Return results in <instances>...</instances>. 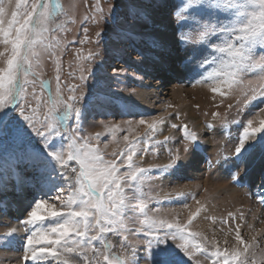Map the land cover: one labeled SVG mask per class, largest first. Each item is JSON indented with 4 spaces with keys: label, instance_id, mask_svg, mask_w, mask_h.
Here are the masks:
<instances>
[{
    "label": "snow or ice",
    "instance_id": "snow-or-ice-1",
    "mask_svg": "<svg viewBox=\"0 0 264 264\" xmlns=\"http://www.w3.org/2000/svg\"><path fill=\"white\" fill-rule=\"evenodd\" d=\"M61 11L58 0H0V191L7 189L9 180H17L19 186L21 169H35L41 176V195L33 196L26 209V218L20 221L23 229L11 227L0 240L11 245L16 234L24 231L20 264H47L49 258L56 264H140L141 259L144 264H185V257L187 264H202L200 257L211 264H258L255 238L245 240L240 224L234 229L235 243L221 248L218 240L188 231L201 208L190 213L187 224L159 219L160 210L149 208L151 189L143 191L144 182L150 173L177 170L181 166L178 150L170 154L168 164L145 168L134 159L138 151L146 150L140 147L144 141L135 137L129 141L124 135L126 150L105 159L91 143L93 139L99 142V133L96 137L79 135L86 113L99 98L85 94L83 83L62 80L59 63L54 87L35 71L45 57L57 58L60 42L52 25ZM109 13L115 16L111 6ZM133 14L142 12L137 8ZM173 15L177 43L193 46L194 51L196 46L208 50L200 63L206 76L198 72L202 77L198 82L209 81L212 91L222 96L224 89L230 93L246 88L245 105L257 98L264 102V0H185ZM93 55L89 52L86 59L91 61ZM86 72L92 74L81 68V82L89 78ZM164 123L165 118L159 116L138 121L146 125L147 138ZM252 123L247 121L234 148L236 182L249 149L259 145L264 150V135L249 142L252 133L264 132V121L259 129L252 128ZM181 127L187 153L189 143L199 146L198 136L187 124H171L173 129ZM57 179L64 180V187L57 185ZM228 216L235 221L234 213ZM109 234L122 237L119 251H113ZM136 234L147 239L131 240L130 235ZM196 237L203 243L194 242ZM141 245L144 255L138 256ZM259 264H264V258Z\"/></svg>",
    "mask_w": 264,
    "mask_h": 264
},
{
    "label": "rangeland",
    "instance_id": "rangeland-1",
    "mask_svg": "<svg viewBox=\"0 0 264 264\" xmlns=\"http://www.w3.org/2000/svg\"><path fill=\"white\" fill-rule=\"evenodd\" d=\"M58 2L61 4L62 11L58 13L56 22L52 25L56 29L55 36L60 42L57 49V58L45 57L41 67L35 69V71L40 72L41 79L51 80L54 87L56 65L59 63L62 80H66L68 83H83L85 94L91 92L94 98H99L96 101V106L86 113L79 135L96 137L99 133V142L93 139L91 143L100 149L105 159H112L114 158L112 153L119 155V153L126 150L128 142L123 140V136L128 135L129 141H132L134 137L144 141L140 147L146 150L142 153L138 151L134 159L139 160L140 166L145 168L168 164L170 154L177 150L180 152L181 159H183L188 154L195 152L197 148H203L204 144L207 146L214 145V148L209 146V149L212 150L213 163L218 162L222 158H227V162L232 164L230 162L231 158L234 157L231 154L232 149L238 146L239 135H242L243 127L246 126L247 121L249 119L253 121L252 128L259 129L261 127V121H264V112L260 110L264 109V102L257 98L256 101L250 104H243L242 100L244 92L247 90L246 88L230 93L227 89H224L223 91L226 94L222 96L219 92L214 93L212 91V84L209 81L198 82L202 80V77L197 75L198 72H203L206 76V72L200 68V63L208 55V50L196 46L194 51L193 46L186 48L177 43V26L173 12L178 10L185 0H58ZM110 6L114 8L115 16L110 15ZM137 8L142 12V15L133 14ZM97 32L101 33L99 38L96 36ZM157 32L161 35L155 38ZM169 34L173 36V41L175 40L174 43H172L173 41L171 42L172 46L167 43L165 38L161 39L163 35ZM97 40H99V43H96ZM2 47L0 45V50H2ZM172 49L176 50L179 61L175 62L173 59ZM89 52L94 54L91 61L86 59ZM81 68H87L92 73H85L89 77L86 82L79 80ZM172 72L174 74L179 73L181 80H177V75L175 76ZM171 73L172 75H170ZM163 74H169L171 77H168V79L173 81H167L168 79L163 81ZM158 75L161 76L157 77ZM149 82H152L155 87ZM38 83L37 92H39ZM157 85L163 86L158 87ZM166 88L188 91L186 94L183 93L181 97H186L184 105L189 107L193 115L202 122V131H196L192 126L193 124H189L185 120V114L181 112L182 104L178 106L175 103H170L167 100L169 97L166 99L161 98V90ZM140 90L151 91L154 96L155 94L158 96L154 104H151V107L149 106L150 108L142 106L140 101L135 100L134 97L138 94L137 91ZM169 91L166 90V92ZM67 95L68 93L65 92V97ZM46 97L47 92L45 91L43 98ZM106 98H111V100L104 102ZM213 113H218L219 115L214 116ZM158 116L164 117L165 123L157 126L151 138H147L145 135L146 125L138 124L137 128L132 127V124L140 119H151ZM177 116H179V119H177ZM127 122H132V126ZM173 123L177 125L187 124L190 131H195L198 136L199 146L193 148V145L189 143V151L185 153L183 129L182 127L171 128ZM140 126L145 127L144 130L136 133ZM163 127L166 129L165 134L164 130L161 131ZM226 129L227 132H224L223 130ZM249 131L251 133V129ZM251 135L252 140L249 142H255L264 135V132H256ZM33 136L38 140L35 134ZM165 137H168L167 141H165ZM204 140L207 141L205 142ZM252 151L253 159L259 160V170L264 171V150H261L259 145H257ZM231 155L233 156L231 157ZM211 157L209 158L210 160L208 159L209 162H211ZM69 163L70 166H76L75 162ZM202 164L203 162L200 165L202 174H205H203L204 178L210 176L211 178H208L210 181H215L219 178L223 180L219 175V166L216 169L215 165L207 169ZM216 165L218 164L216 163ZM214 169L215 171L217 170L218 176L213 173ZM235 170L236 167L230 168L229 179H233L232 176ZM121 171H124V169L121 168ZM175 171L170 169L167 173L162 171L150 173L151 178L145 180L143 191L148 192L149 188L151 189L149 195L152 199L149 203V208L160 210L159 219L187 224L189 216L183 215L182 210L185 209L183 205L191 203L193 196H196L198 192L203 193L204 190L199 189L197 193L191 192V190H186L185 192L176 191L174 188L175 184H192L195 179L194 177L185 176L181 171ZM19 176L22 178L23 186L27 190V197L24 201L27 204L26 209H28L33 196L38 198L41 195L40 172L32 168H24L20 170ZM263 179L262 175L259 174L254 182L255 188H251V191H249L250 188L246 190L253 198H255L256 194H259L260 189L259 192H256V190ZM56 183L60 187H64L65 184L63 179H57ZM195 183L193 185L198 187L199 185ZM20 189L22 190L23 188ZM242 193L243 191L240 192V194ZM6 196L11 197L7 198ZM18 199L19 193L16 181L14 179L9 180L7 189L0 191V213L5 217L9 216V219L12 220L13 218L10 215L15 212L12 203L17 202ZM134 203H138V201H134ZM251 207L253 206L251 205ZM200 208L201 211L188 227L189 232H196L195 220H208L218 235L222 238L230 237L235 242L234 229L236 224L240 223V231L244 239L249 240L251 237V241H253L255 237L256 252L264 249L262 243L264 236H259L254 232L256 230L254 224H264V216L259 214L260 211L263 212L261 204L255 207L258 213H253V218L247 216L251 214V210H248V208L234 209L231 206L223 212L222 216L218 215V217L212 219V216H209L206 212L207 209L204 207ZM229 212L235 214V221L228 216ZM241 213H243V220L240 219ZM25 218L26 216H22L17 221L20 222ZM22 227L23 225L19 228L23 229ZM229 229L233 231H229ZM196 233L204 236L200 232ZM211 234L208 236L209 240L216 238V236L214 237ZM109 239L114 245L113 251H119L118 245L122 237L109 234ZM130 239L133 241L146 240L147 237L143 234H136L130 235ZM194 242L203 243L199 237H196ZM23 243L24 231L21 232L20 237H17L11 243L14 244L13 247L15 248L12 254H15L18 259L13 264H20L22 255L20 249ZM2 244L4 242L0 240V245ZM230 245V243L225 245L224 242L219 244L221 248ZM143 249L144 246L141 245L138 256L144 255ZM197 255L199 257L200 254ZM263 257L261 254L256 256L258 264ZM200 258L202 264H211V260L205 261L202 257ZM185 259L187 260L186 257ZM186 260L185 264H187ZM5 264H9V262H5ZM47 264H56V262L49 258ZM140 264H144L142 259ZM188 264H193V262L188 261Z\"/></svg>",
    "mask_w": 264,
    "mask_h": 264
},
{
    "label": "bare ground",
    "instance_id": "bare-ground-1",
    "mask_svg": "<svg viewBox=\"0 0 264 264\" xmlns=\"http://www.w3.org/2000/svg\"><path fill=\"white\" fill-rule=\"evenodd\" d=\"M158 35L160 36L161 34L159 32H157L155 34V38H157ZM152 37H153V35H152ZM164 38L166 39L167 43L170 46H172V43H174V41H175V40L173 41V36L171 34L166 35V36L163 35V37L161 39H164ZM173 59L175 60V62L179 61L178 57L176 55V50H173ZM145 68H147V67H145ZM172 73L174 74V72H172ZM172 73L170 75H172ZM170 75L169 74L168 75L163 74V76H162L163 81H164V79L167 80L168 77H171ZM174 75L175 76L177 75V78H176L177 80H181L179 78V77H181L179 73H176ZM160 76L161 75H158L157 77H160ZM169 80L173 81L171 79H168L167 81H169ZM149 83L152 85V82H149ZM152 86L155 87V85H152ZM161 86H163V85H159L158 87H161ZM166 90H170V91L166 92ZM172 90L173 89H170V88L169 89L168 88L162 89L161 93H160L161 98L166 99L167 97H169V98H167V100H169L170 103H175L178 106L182 104L181 112H184L185 120H187L189 122V124L190 123L193 124L192 126L196 131H198V132L200 130L202 131V129H203L202 128V122L200 120H198V118H196L193 115V113L191 112L189 107L184 105V103L186 102L185 101L186 97L185 98L181 97L183 93L186 94V92H188V91L182 90V89L181 90L175 89L173 91ZM137 92H138V94L135 95V97H134L135 100L140 101L142 106H145L148 108L151 107V104H154V102L156 101V98L158 97L156 94L154 96L151 91H147V90H143V91L140 90ZM164 99H162V100L165 101ZM146 120H150V119H146ZM132 125H131L132 127L137 128L138 122L136 121ZM144 128L145 127L140 126L139 129L136 130V133H137V131H139V132L143 131ZM162 130H164V134H165L166 129L163 127L161 129V131ZM223 131L227 132V129L223 130ZM239 137H240V135H239ZM204 141L206 142L207 140H204ZM208 142H211V141H208ZM209 144H211V143H209ZM203 146H204L203 148L199 147L195 150V152L190 153L187 156H185V158L181 159V162H180L181 166L177 169V172L181 171L184 173L185 176L194 177L196 183L193 182L192 184L186 183V184H182V185H180L179 183L175 184L174 188L176 191L180 190V191L185 192L186 190L187 191L191 190V192L194 191L197 193L198 192L197 190H199V189L204 190L203 193L198 192L197 195L193 192L196 196H193V200L191 203L189 202L188 208H185L183 210L181 209L183 211V215L189 216L190 213L194 212L197 208L204 207L205 209H207L206 212L209 214V216H212L211 217V219H212V218L218 217V215L222 216L223 212L227 208L232 206V208H234V209L235 208H244V209L248 208V210H251V214H248L247 216L250 218H253L252 217L253 213L257 212L256 211L257 209H255V207L257 205L261 204L263 206V212L260 211L259 214L264 216V203H261V199H262V197H264V179H263L262 183L261 182L259 183L260 186L257 188L256 192H259V189H260V192H259V194H256L254 196L255 198H253V196L250 193H248V191H246V190H248V188H250L249 191H251V188H255L254 182L257 179V176L259 174H261L262 177L264 178V171H260L259 167H258L259 166V160L257 161L255 159H253V157H252L253 154H251V153L253 152L252 150H254V149H249V152L246 153V156L248 157L246 162L239 165V177H240V179H239V182H236L233 179H229L230 168L236 167V162L234 160V157H232L234 155V149H232L233 151L231 152V154H233V155H231L232 160H230V162H232V164L227 162V160H226L227 158L226 159L222 158L218 161L219 163L216 162L218 164V165H216V163H213V158L211 157V151L212 150L209 149V146H212L214 148V145L211 144V145L207 146L204 144ZM210 157H211V162L208 161V159ZM202 162H203V164H202L203 167L205 166L207 169L212 168L214 165H215L214 166L215 169L218 168V166H219V168H220V174L219 175L223 178V180H221L219 178L215 181H210L208 179V178H211L210 176H208V178H204L205 174L204 173H203L204 175L202 174V168L200 165ZM26 169H29V168H26ZM215 169H214L213 173H216L217 170L215 171ZM257 171H258V173H256ZM175 173H176V171H175ZM217 173H216V175H217ZM208 175H210V174H208ZM232 178H233V176H232ZM18 179L21 181V183L18 186L17 180H15L16 181V187L18 188L19 199L17 202L12 203V206L15 209V212L12 213L10 215V217L13 219L10 220L9 216L5 217L3 214L0 213V236L1 237L11 227H16V228L21 227L22 224L20 222H18L17 219H19L22 216H26L27 204L25 203L24 200L27 197V190L25 189V186H23V183L21 180L22 178L20 176H18ZM225 180H227L228 182ZM230 180H232V181H230ZM194 183L199 185V186L198 187L194 186L193 185ZM20 188H23V189L21 190ZM241 191H243L242 194H240ZM11 196H6V197L10 198ZM242 196H244V197H242ZM197 200L200 201V204L196 203ZM251 205L253 207H251ZM251 208H253V209H251ZM261 220H262V218H261ZM209 221H211V220H209ZM254 225H255V229H256L254 232H256L259 236H262V235L264 236V224H261V225L254 224ZM195 230H196V232L202 233L207 238H208L209 234L212 233L211 235H214V237L216 236V238H214V239L218 240L219 242H224L225 240H227L228 243H230L231 245L235 243L233 240H231L230 237L222 238L220 235H218V233H216L217 231L213 228L212 225L209 224L208 220H204V221H202L200 219L195 220ZM22 231L23 230H21L20 232H18L16 234L17 237L21 236ZM246 236H248V235H246ZM247 238H249V237H247ZM247 241H251V237ZM262 243L264 246V238H263ZM13 246H14V244H11V245L2 244V245H0V258L5 257L4 261L0 262V264H3V263L5 264V262H9V264H13V263H16L18 261L16 255L12 254L15 251V248ZM256 253H257V255L261 254L264 256V249L262 251L256 252Z\"/></svg>",
    "mask_w": 264,
    "mask_h": 264
},
{
    "label": "crops",
    "instance_id": "crops-1",
    "mask_svg": "<svg viewBox=\"0 0 264 264\" xmlns=\"http://www.w3.org/2000/svg\"><path fill=\"white\" fill-rule=\"evenodd\" d=\"M4 259H5V257H3V258H0V262H3V261H4Z\"/></svg>",
    "mask_w": 264,
    "mask_h": 264
}]
</instances>
